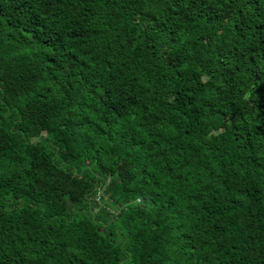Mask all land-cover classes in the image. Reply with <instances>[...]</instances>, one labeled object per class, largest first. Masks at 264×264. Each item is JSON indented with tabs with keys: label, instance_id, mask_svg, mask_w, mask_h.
Returning a JSON list of instances; mask_svg holds the SVG:
<instances>
[{
	"label": "trees",
	"instance_id": "1",
	"mask_svg": "<svg viewBox=\"0 0 264 264\" xmlns=\"http://www.w3.org/2000/svg\"><path fill=\"white\" fill-rule=\"evenodd\" d=\"M0 264H264V0H0Z\"/></svg>",
	"mask_w": 264,
	"mask_h": 264
}]
</instances>
